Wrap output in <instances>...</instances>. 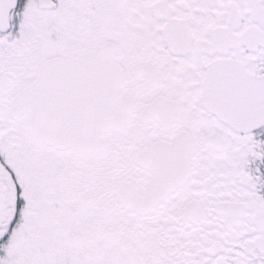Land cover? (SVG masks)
I'll list each match as a JSON object with an SVG mask.
<instances>
[{"label": "snow or ice", "instance_id": "6c2138e0", "mask_svg": "<svg viewBox=\"0 0 264 264\" xmlns=\"http://www.w3.org/2000/svg\"><path fill=\"white\" fill-rule=\"evenodd\" d=\"M0 264H264V0H0Z\"/></svg>", "mask_w": 264, "mask_h": 264}]
</instances>
